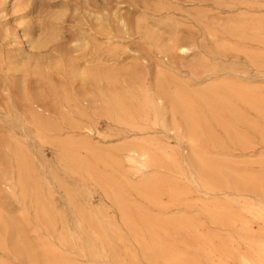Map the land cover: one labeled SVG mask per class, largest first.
I'll return each instance as SVG.
<instances>
[{
  "label": "bare ground",
  "instance_id": "obj_1",
  "mask_svg": "<svg viewBox=\"0 0 264 264\" xmlns=\"http://www.w3.org/2000/svg\"><path fill=\"white\" fill-rule=\"evenodd\" d=\"M28 1L0 0V5L10 4L11 8L21 11L28 7ZM169 2L170 0H157L149 5L144 0H119L114 12L103 8L94 17L99 26L87 25L86 29H79V33L76 32L73 36L71 54L77 53L75 57L62 55L54 59L49 52L61 39L59 18L53 19L48 32L47 29L43 32L40 23L33 22V26L22 30L24 33L21 37L15 35L13 38L17 47L13 55H8L0 48V99L3 101L0 113L4 112L5 122L11 130L7 132L8 144L3 150V154L5 152L7 155L0 156V194L3 188L12 195L17 193L23 199L32 200L40 213L44 212L42 197L45 196L43 192L47 185L42 184L32 165V159L36 155L29 154L23 143L12 135L13 130L20 129L25 141L32 138L39 145L52 146L55 160L64 173L83 172L87 175L93 189H99L106 201L92 213L97 212L112 231H120L115 218L107 216L110 213L113 215L114 207L111 173L106 176L97 167H107L113 171L117 161L107 151L97 148L95 143L74 138L62 141L56 133L66 130L92 135L95 127L74 123L71 118L73 115L104 118L116 127L141 135L161 129L164 133L169 132L186 140L189 153L194 155L197 166L196 178L191 182L203 189V195L215 197L216 194H221L226 198L224 203L213 202L200 208L210 224L236 232L235 236H229L215 247L209 246V242L197 245L198 249L206 253L208 261L205 264H229V260L234 258L232 252L235 253L237 247H245L246 250L236 254V263L264 264V173L250 178L234 175L237 183H250L260 189L259 193L251 196L234 189L232 195H226L224 189L228 188L227 185L214 186L206 179L209 176L226 178L231 173L214 170L196 152L201 139L213 148L219 145L213 137V127L221 129L229 139H236V145L241 149L249 148V142L237 130L240 125L259 132L258 123L249 120L246 111H252L258 119L264 120V92L258 86L244 81L245 78L264 81V17L240 14L220 21L210 19L208 10L184 12L183 18L188 22L185 28L190 35L199 34L201 40L197 44L191 39L179 46L181 34L177 27L181 24L172 21L157 22L154 26H163L168 33V37L163 38L147 22L149 12L160 15L173 10ZM219 4L229 9L245 8L250 12L264 7V1L257 0H220ZM123 7H126L125 11ZM132 14L135 18H131ZM132 36H137L141 44L162 59V63L156 64V72L151 81L146 69L149 60L144 55L129 50L133 60L123 65L124 60L118 54V49L113 48V39L124 40ZM98 37L104 40L102 44H97ZM24 43L26 46H23ZM200 49L204 50L202 56L194 59L187 78L190 82L204 86L178 88L173 81L175 78L171 77L165 67L173 70L174 54L180 57L195 56ZM212 50L218 55H240L246 65L237 62L225 70L212 67L209 63ZM244 67L254 70L252 77L245 76ZM52 70L61 79L58 86L52 82L49 74ZM222 71L230 77L220 78L219 72ZM28 79H33L37 88L28 90ZM74 83H78L81 91L76 90ZM151 147L156 151L153 152ZM79 150L85 152L84 157L79 156ZM171 151L160 143L146 140H140L137 146L127 150L123 159L129 166L130 175L140 180L139 183L128 181V188L141 191L143 198L159 205L155 196L147 194L148 190H157V181H146L145 174L152 168L165 169L167 163L174 164V175L179 174L178 168H175V152ZM167 194L173 203H179L187 191L173 184L167 189ZM230 204L239 205V212H232ZM126 223L123 221L122 224L125 226ZM0 224H3L1 220ZM147 224L149 223H146L143 216L140 225L141 249L153 261L152 264H202L183 261L182 255L176 253L161 254L160 243L155 245L159 253L150 248L144 240ZM81 225L80 221L76 223L79 233ZM95 225L94 230L100 229L101 222L97 221ZM10 226L14 231V241H18V228ZM162 226L163 222L155 229L162 230ZM172 228L177 232L192 230L190 225L179 221ZM132 230L136 231L138 227L134 225ZM93 234L97 237L95 232ZM117 238L121 240V234L118 233ZM76 239L80 238L77 236ZM111 242L110 239H105L106 246L113 250ZM41 248L45 257L44 264H66L63 258L53 257L54 251ZM93 248L94 246L91 249ZM22 250L27 264H37L31 251ZM100 252L104 255L103 251ZM88 254L94 259L100 258V254L94 249L88 251Z\"/></svg>",
  "mask_w": 264,
  "mask_h": 264
},
{
  "label": "rangeland",
  "instance_id": "obj_2",
  "mask_svg": "<svg viewBox=\"0 0 264 264\" xmlns=\"http://www.w3.org/2000/svg\"><path fill=\"white\" fill-rule=\"evenodd\" d=\"M119 0H29L28 7L24 10L11 8L10 4L0 5V48L13 55L17 47L14 36L21 37L22 30L33 26V22L40 23L43 32L53 22L54 18H59L60 27L62 28L61 39L51 48L53 52L52 58L58 59L59 56H73L71 54L73 47L71 41L73 36L79 33V29H86L87 25L99 26L94 19L96 13L103 8L115 11ZM147 4L152 5L157 0H144ZM194 1V2H191ZM227 1V0H226ZM262 2L264 0H257ZM220 0H170V7L173 8L168 14H152L148 13L147 22L153 27L159 21H172L181 24L177 27L181 34L179 46L188 41L195 40L200 43L199 34L190 35L185 28L187 21L183 13L196 9L208 10L210 19L224 21L227 18H233L237 15L244 14L252 17H264V7L247 11L248 9H229L219 4ZM126 6V5H121ZM124 8V9H123ZM125 11L126 7H123ZM174 11V12H173ZM176 11V12H175ZM3 12V15L1 13ZM183 16H182V15ZM131 18H135L132 14ZM12 21V22H11ZM153 29L158 30L163 38L168 37L166 28L163 26H154ZM77 30V31H76ZM47 34V33H46ZM35 36V35H34ZM22 40L23 39L22 37ZM19 39V41H22ZM104 40L97 38V44H102ZM26 46V43L23 44ZM118 49V54L122 58L123 65L131 63L133 60L130 51L138 52L149 60L147 72L150 73L149 81H151L156 72L155 66L162 63V59L155 52L149 51L148 48L141 44L137 36L128 39H113V48ZM203 49L199 50L195 56L180 57L176 54L173 56L175 67L171 70L165 67L171 77H174V83L180 87L190 86V88H200L204 84L190 82L187 75L191 65L196 57H201ZM210 56V65L217 69L225 70L235 65L237 62L244 65L246 62L240 55L228 53L218 55L213 53ZM68 53V54H67ZM201 53V54H200ZM56 61V60H54ZM246 65V64H245ZM245 68V67H244ZM143 69V68H142ZM245 76L252 77L254 70L245 68ZM55 71L49 72L52 82L58 86L61 79L55 75ZM220 78L230 77L224 71L219 72ZM244 82L252 86H258L260 91L264 92V81L261 79H247ZM210 83V82H208ZM206 83V84H208ZM76 90L81 91L78 83H74ZM28 90L37 88L33 79L26 82ZM3 101L0 99V106ZM247 118L256 121L259 126V132L252 131L244 125L238 127V131L249 142V148L241 149L236 145V139L232 140L226 137V134L219 128L213 127V137L218 141L219 145L212 147L204 140L198 144L196 152L202 157L214 170H221L226 174L231 173L226 178H217V176H209L206 180L214 186H228L226 195H232L233 190H241L243 194L255 195L260 189L250 183L239 184L234 179V175L250 176L260 175L264 173V120L258 117L252 111H246ZM74 123L82 126L93 125L95 131L92 135H85L83 132L62 131L56 133L59 140L74 138L78 140H88L95 143L97 148L107 151L113 155V159L117 161V166L111 171L107 167L97 166L98 170L111 173V182L113 185V215L108 214V218H115V223L120 231L115 232L109 229L103 218L98 216L97 208L101 203L106 202L105 197L99 189H93V184L86 174L64 173L61 165L55 160L54 148L50 145H39L34 139L25 141L22 137L20 129L13 130V137L22 142L29 154H35L32 159V165L37 172L42 184L47 185L44 188V212L40 213L39 209L34 207L32 200L23 199L17 193L12 195L4 190L0 194V264H27L24 250L31 251L32 258L37 264H44V253L41 247L47 248L51 252H55L53 257L63 258L66 264H152L153 261L147 254L142 253L141 249V223L144 216L147 224V230L144 233V240L150 248L160 243L161 254L176 253L182 255L183 261H194L202 264L207 263L206 253L197 248V245L206 244L209 246H217L220 241H225L229 236H235L234 230L221 229L210 224L207 218L201 213L200 208L204 204L210 205L213 202L224 203L226 198L221 194L215 197H207L203 195V189L191 180L197 174L196 160L193 154L189 153V146L185 139L181 136L166 132L161 129L151 131L149 134H137L129 132L125 128L110 124L104 118H90L71 116ZM4 112L0 113V156L3 154L4 146L8 144V131H11L6 124ZM52 135H55L53 133ZM140 140L155 141L160 145L166 146L171 152H175L179 174L174 175V164L167 163L165 169L152 168L145 174L146 181H157V190H148L149 196H155L159 205L153 204L142 197L141 191H135L128 188V181L139 183V178L130 175L129 166L125 163L123 156L127 150L137 146ZM153 149V152L156 150ZM79 156L84 157L85 152L79 150ZM7 162H11L8 161ZM105 175V174H104ZM233 175V176H231ZM177 185L180 189L187 191V194L179 203H173L167 194V189ZM65 200V201H64ZM176 204V205H175ZM232 212H239V205L230 204ZM97 213V214H96ZM63 215V217H61ZM94 218V219H93ZM183 220V221H182ZM82 222L80 233L76 230V223ZM101 222L100 229L94 230L95 222ZM123 221L128 222L123 225ZM184 222L192 227L191 232L174 231L172 225L177 222ZM164 223L162 230H156L155 227L159 223ZM169 223L170 225H167ZM10 225L18 228L20 238L14 241V231ZM138 230L133 231V226ZM64 228V230H63ZM255 231L257 227L254 226ZM97 234L94 235L93 233ZM194 232V233H193ZM113 233V234H112ZM121 234V240H118L117 234ZM207 235V238H206ZM80 239L77 240L76 237ZM204 236V237H203ZM203 237V238H202ZM105 239H110L113 244V250H110L105 244ZM137 239V241H136ZM94 246V251L100 254V258L94 259L88 254ZM103 247V249H101ZM206 247L204 248V250ZM83 250V253H81ZM245 247H237L232 252L234 258L229 260V264L236 263V254L244 252ZM100 251H103L104 255ZM207 252V249L205 250ZM158 252V251H157ZM159 253V252H158ZM236 260V261H235Z\"/></svg>",
  "mask_w": 264,
  "mask_h": 264
}]
</instances>
